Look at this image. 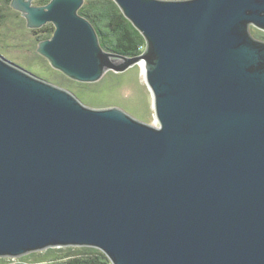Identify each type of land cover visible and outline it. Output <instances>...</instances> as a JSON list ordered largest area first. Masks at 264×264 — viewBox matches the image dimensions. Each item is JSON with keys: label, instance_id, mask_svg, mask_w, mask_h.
I'll use <instances>...</instances> for the list:
<instances>
[{"label": "water", "instance_id": "95a60500", "mask_svg": "<svg viewBox=\"0 0 264 264\" xmlns=\"http://www.w3.org/2000/svg\"><path fill=\"white\" fill-rule=\"evenodd\" d=\"M12 0L80 84L142 62L157 126L91 108L0 55V258L92 248L111 264H264V0H112L142 35L105 52L84 0Z\"/></svg>", "mask_w": 264, "mask_h": 264}, {"label": "rangeland", "instance_id": "374dc122", "mask_svg": "<svg viewBox=\"0 0 264 264\" xmlns=\"http://www.w3.org/2000/svg\"><path fill=\"white\" fill-rule=\"evenodd\" d=\"M36 1L33 2L34 6H37ZM10 4L0 0V55L33 74L42 76L43 79L50 76L58 82L55 84L76 94L88 107L120 108L142 123L157 126L152 96L140 65L142 62L125 72L108 71L99 82L88 84L89 90L80 91L77 82L53 70L49 63L37 53L39 44L37 39H40V34L34 32L36 30L28 29L25 19L19 12L12 9ZM250 32L255 40L264 42V32L253 27L250 28ZM50 33L49 39L53 36V33ZM44 35L46 34L41 37ZM58 249H64V251L61 253L57 251ZM49 250L33 252L20 258H0V264H55L62 259L65 260L70 252L80 254V249L76 247L51 249L56 250L54 252Z\"/></svg>", "mask_w": 264, "mask_h": 264}, {"label": "trees", "instance_id": "16d2710c", "mask_svg": "<svg viewBox=\"0 0 264 264\" xmlns=\"http://www.w3.org/2000/svg\"><path fill=\"white\" fill-rule=\"evenodd\" d=\"M10 4L11 0H1ZM50 0H37V6H45ZM79 14L85 17L97 32L101 48L110 54H114L119 58H134L143 54L145 50V41L142 35L125 19L119 8L112 0H84V5L79 10ZM40 34L38 42L49 39V32H54L51 24L34 31ZM44 35V37H41ZM39 75V74H38ZM40 76V75H39ZM42 77V76H40ZM49 82L58 83L51 77H44ZM58 86V84H55ZM80 91L89 90L88 84L77 83ZM60 87V86H59ZM76 95V94H75ZM80 254L69 253L65 260H61L55 264H111L104 254L92 248H79ZM54 252L56 250H49ZM63 252L64 249H58ZM71 251V249H69Z\"/></svg>", "mask_w": 264, "mask_h": 264}, {"label": "bare ground", "instance_id": "6f19581e", "mask_svg": "<svg viewBox=\"0 0 264 264\" xmlns=\"http://www.w3.org/2000/svg\"><path fill=\"white\" fill-rule=\"evenodd\" d=\"M143 63H141V68H142V73L144 74L145 73V68H144V64L142 65Z\"/></svg>", "mask_w": 264, "mask_h": 264}]
</instances>
